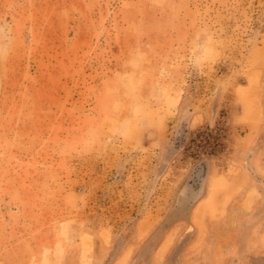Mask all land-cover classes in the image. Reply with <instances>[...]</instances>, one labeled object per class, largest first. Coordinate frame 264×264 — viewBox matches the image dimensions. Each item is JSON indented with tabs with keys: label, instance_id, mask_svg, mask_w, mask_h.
Returning <instances> with one entry per match:
<instances>
[{
	"label": "rangeland",
	"instance_id": "374dc122",
	"mask_svg": "<svg viewBox=\"0 0 264 264\" xmlns=\"http://www.w3.org/2000/svg\"><path fill=\"white\" fill-rule=\"evenodd\" d=\"M242 229L264 0H0L3 264H202Z\"/></svg>",
	"mask_w": 264,
	"mask_h": 264
},
{
	"label": "crops",
	"instance_id": "0c3cea01",
	"mask_svg": "<svg viewBox=\"0 0 264 264\" xmlns=\"http://www.w3.org/2000/svg\"><path fill=\"white\" fill-rule=\"evenodd\" d=\"M245 113L243 112V116H245ZM245 189L247 191L246 197L238 204L236 213L232 217L237 226L238 224L242 225L243 222L258 220L255 215L251 214L255 207L252 194L253 190L257 188L252 185ZM236 225L229 232V235L236 231ZM210 254V261H203L202 264H264V229H259L252 235L243 229L238 230L235 239L230 238L227 242H221L217 238ZM39 262L41 263L40 260H35L29 264H40ZM0 264L3 263L0 261Z\"/></svg>",
	"mask_w": 264,
	"mask_h": 264
},
{
	"label": "trees",
	"instance_id": "16d2710c",
	"mask_svg": "<svg viewBox=\"0 0 264 264\" xmlns=\"http://www.w3.org/2000/svg\"><path fill=\"white\" fill-rule=\"evenodd\" d=\"M217 144H215V146H216Z\"/></svg>",
	"mask_w": 264,
	"mask_h": 264
}]
</instances>
